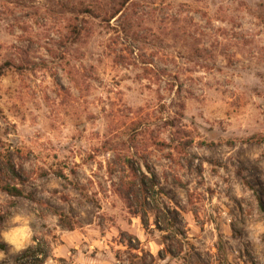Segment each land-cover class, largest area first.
Returning a JSON list of instances; mask_svg holds the SVG:
<instances>
[{
	"label": "rangeland",
	"instance_id": "rangeland-1",
	"mask_svg": "<svg viewBox=\"0 0 264 264\" xmlns=\"http://www.w3.org/2000/svg\"><path fill=\"white\" fill-rule=\"evenodd\" d=\"M261 138L264 0H0V264H264Z\"/></svg>",
	"mask_w": 264,
	"mask_h": 264
},
{
	"label": "trees",
	"instance_id": "trees-1",
	"mask_svg": "<svg viewBox=\"0 0 264 264\" xmlns=\"http://www.w3.org/2000/svg\"><path fill=\"white\" fill-rule=\"evenodd\" d=\"M262 141H264V138H261L258 142L261 143ZM5 162L7 165V173H9L11 175H16V170L14 169V166L12 165L11 159L8 156H6ZM59 177H62V174H60ZM0 191L7 194L8 196H11V197H21L23 195V189L18 188L16 186H11L9 184H3L1 181H0ZM125 199L128 201L129 197L126 196ZM59 221L62 223L63 226L66 225L61 214H59ZM30 250H32V249H30ZM37 253L38 252H36L34 254L35 259H39V254H37ZM42 257H44V256H42Z\"/></svg>",
	"mask_w": 264,
	"mask_h": 264
}]
</instances>
